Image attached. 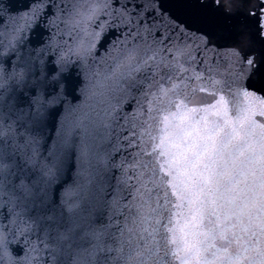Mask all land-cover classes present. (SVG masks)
<instances>
[{"label": "snow or ice", "instance_id": "6c2138e0", "mask_svg": "<svg viewBox=\"0 0 264 264\" xmlns=\"http://www.w3.org/2000/svg\"><path fill=\"white\" fill-rule=\"evenodd\" d=\"M0 264H264V0H0Z\"/></svg>", "mask_w": 264, "mask_h": 264}, {"label": "water", "instance_id": "95a60500", "mask_svg": "<svg viewBox=\"0 0 264 264\" xmlns=\"http://www.w3.org/2000/svg\"><path fill=\"white\" fill-rule=\"evenodd\" d=\"M239 2V0H229V4L232 8ZM198 99V98H197ZM203 112L205 113L204 119L207 120V115L214 114L210 108H192L189 109L187 116L191 117L195 112ZM221 111H226V109H221ZM198 130V129H197ZM244 178V183L241 185V197L244 199L246 203V213H250L254 199L260 194L258 191V179L259 172L256 166L253 164H246L244 167V171L242 173Z\"/></svg>", "mask_w": 264, "mask_h": 264}]
</instances>
